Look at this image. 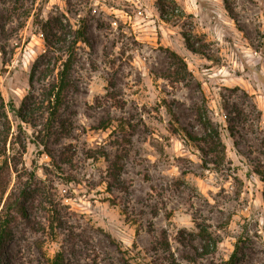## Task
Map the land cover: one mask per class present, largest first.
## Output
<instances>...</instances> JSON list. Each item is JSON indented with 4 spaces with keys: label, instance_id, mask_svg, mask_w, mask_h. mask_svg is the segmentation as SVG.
<instances>
[{
    "label": "rangeland",
    "instance_id": "374dc122",
    "mask_svg": "<svg viewBox=\"0 0 264 264\" xmlns=\"http://www.w3.org/2000/svg\"><path fill=\"white\" fill-rule=\"evenodd\" d=\"M52 15L89 25L62 110L69 131L52 145L67 162L56 168L27 138L9 191L30 184L34 194L27 217L16 213L2 264H50L60 251L65 264H217L237 243V264H264V183L255 172L264 169V0H0L7 102L18 106L30 89L45 50L35 21ZM184 32L204 39V53L188 49ZM204 110L226 145L219 169L205 166L204 144L190 136L204 135ZM102 151L122 154L118 187L108 186ZM213 239L216 250L201 254Z\"/></svg>",
    "mask_w": 264,
    "mask_h": 264
},
{
    "label": "trees",
    "instance_id": "16d2710c",
    "mask_svg": "<svg viewBox=\"0 0 264 264\" xmlns=\"http://www.w3.org/2000/svg\"><path fill=\"white\" fill-rule=\"evenodd\" d=\"M159 7L162 16H165L167 11L165 4L160 2ZM35 22L43 34L45 50L32 64L29 76L30 89L18 106L13 100L7 102L0 90V264H2L6 243L12 235V229L17 220L16 213L20 212L27 217L25 202L33 198L34 194L30 184L9 191L13 175L16 173L17 178L21 176L19 165L22 163V155L27 148V138L43 147L56 168L61 169V164L67 162L66 157L57 155L52 145L69 131L71 123L63 116L62 110L68 103L70 92L73 90L72 73L78 56L79 42L88 40L89 25L87 22L74 27L67 18L60 15H52L48 18L37 17ZM183 36L188 49L196 53H204V39H193V35L187 32H184ZM173 58L183 72H189L188 64L183 57L173 52ZM170 76L166 77L170 78ZM177 78L183 80L185 77L181 75ZM35 84L40 85L39 89L35 87ZM10 113L19 121L16 133L12 131L13 123ZM198 114L204 135L190 136L198 144H204L198 146L205 166L212 164L215 169H219L227 157L221 130L208 116L206 110L198 111ZM23 124L29 125L34 132L29 133ZM108 126L107 123H103L102 128ZM123 141H129V139L125 137L121 143ZM9 142L10 146H8ZM101 156L109 162L107 169L109 188L118 187L121 183L120 175L124 169L122 154L118 152L111 157L106 151H102ZM255 172L264 183V169H256ZM31 176L33 177V173ZM200 233L206 240L207 229L203 227ZM217 243L218 241L213 239L212 244H204L201 254L214 252ZM239 250L240 245L237 243L229 258L217 264H237ZM50 264H65L64 252H58ZM168 264L180 263L170 261Z\"/></svg>",
    "mask_w": 264,
    "mask_h": 264
}]
</instances>
